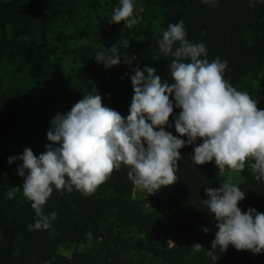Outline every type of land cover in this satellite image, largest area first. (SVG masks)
<instances>
[{
    "label": "trees",
    "instance_id": "trees-1",
    "mask_svg": "<svg viewBox=\"0 0 264 264\" xmlns=\"http://www.w3.org/2000/svg\"><path fill=\"white\" fill-rule=\"evenodd\" d=\"M75 1L50 0V5L45 0L39 4L36 0H0V73L1 63L14 56L9 41L22 34L20 31L13 37L8 36L7 24L22 25L30 34L35 31L32 27L36 26L38 42H43L50 31L49 23L53 16L62 13ZM159 2L163 8L164 23L157 32L125 53L129 63L124 60L114 70L112 87L101 95L105 106L118 111L125 118L129 115L134 95L131 76L136 67L143 69L149 65L156 70L155 74L161 77L162 83L174 82L169 68L172 57H164L158 41L169 24L179 21L184 23L189 42L205 45L207 55L202 58L209 62L216 58L227 61L224 78L233 87L261 70L264 63V0H209L208 4L202 0ZM102 28L98 30L99 38L110 42L106 30ZM100 48L97 44H89L73 53L72 65L76 70L61 85L70 96L71 106L81 100L79 94H95L90 87V79L95 73L92 64L105 70L104 65L94 59ZM33 51H39L38 47ZM53 77L55 85L62 80L60 72ZM73 78L79 82L70 84ZM251 98L257 101L258 109L264 110V95ZM170 99L173 97L170 96ZM180 111L174 107L169 123ZM20 113V100L16 101L10 95L6 85L0 86V138L3 131H12L18 125ZM37 118L45 136L41 154L46 150L45 145L50 143L47 140L50 127L49 119L42 114L40 107ZM197 142L200 144L202 140L198 139ZM179 151L178 180L158 193L149 212H145L141 203L132 197L133 183L127 175L129 169L121 165L89 196L75 189L70 193L53 191L44 206L45 214L52 212L57 201L65 202L70 211L69 220L65 227L53 220L46 230L29 229V225H34L36 220L31 202L22 194L12 200L7 199L11 182L0 176V264H128L125 261V252L129 247L127 240H123L115 230L120 226L135 230L147 242L154 238L169 239L172 242L169 249L151 250L165 264H186V257L192 253L203 254V264H264V252L253 254L238 251L232 245L223 253L219 248L214 251L219 258L217 261L208 255L218 229L203 200L209 198L205 194L206 188H219L221 174L214 161L197 165L192 159L194 149L183 147ZM240 177L241 182L237 186L245 192V198L238 207L242 212H247L251 207L264 213V179H257V174L251 169H244ZM205 227L210 229L207 234L202 230ZM53 229L58 233L54 240L49 235ZM67 242L77 245L100 243V258L93 260L83 252H75L71 256L59 254L58 245ZM196 243L202 246L199 252L192 249Z\"/></svg>",
    "mask_w": 264,
    "mask_h": 264
},
{
    "label": "clouds",
    "instance_id": "clouds-1",
    "mask_svg": "<svg viewBox=\"0 0 264 264\" xmlns=\"http://www.w3.org/2000/svg\"><path fill=\"white\" fill-rule=\"evenodd\" d=\"M202 2L208 4L209 0ZM133 13L132 0H121L108 23L124 22L131 28L138 23ZM186 36L184 23L179 21L169 24L158 41L164 57H172L169 68L173 83H162L149 65L134 68V95L126 118L105 106L100 94L83 95L69 112L57 113L51 120L47 132L50 143L43 153L37 156L25 148L22 155L8 159L9 164L22 161L17 172L24 183L8 191L6 198L12 200L22 189L36 214L29 229L46 230L56 219L55 212H44L54 188L69 193L75 189L89 196L121 165L129 169L132 183L149 194L174 185L179 150L188 145H196L192 159L197 165L214 161L223 174L225 169L242 172L252 160L251 171L257 179H264V110L258 109L249 93L238 91L224 78L226 60L202 58L207 55L205 45L193 44ZM122 45L128 48L129 41H122ZM121 57L114 44L103 47L94 59L111 68L121 63ZM125 63L129 61L125 59ZM174 107L181 110L174 118L179 136L165 130L171 126ZM185 136L187 140L180 138ZM198 139L202 143L197 145ZM205 194L209 198L203 203L218 229L208 252L214 261L219 259L214 251L219 248L223 253L229 245L238 251L264 252V213L251 207L241 211L238 204L245 192L231 176L219 188H206ZM202 230L205 234L210 231L206 227ZM201 248L199 243L192 246L194 252Z\"/></svg>",
    "mask_w": 264,
    "mask_h": 264
},
{
    "label": "rangeland",
    "instance_id": "rangeland-1",
    "mask_svg": "<svg viewBox=\"0 0 264 264\" xmlns=\"http://www.w3.org/2000/svg\"><path fill=\"white\" fill-rule=\"evenodd\" d=\"M10 1V0H7ZM21 1V0H17ZM38 4L41 0H36ZM48 1L50 5L52 2ZM134 4L133 17L138 23L131 28L125 27L124 22L119 24L108 23L113 15L114 9L119 7L121 0H76L60 14L54 15L49 23L50 31L46 40L38 42V27L31 34L24 30L22 25L10 22L7 24L8 36L13 37L9 41L12 54L11 60L1 63L0 86L6 85L10 95L15 100H20V121L18 125L9 132L3 131L0 138V176L11 182V188L22 186L24 178L18 175L17 169L22 161L16 160L12 164L8 159L13 156L22 155L25 148H31L35 155L39 156L44 144L45 136L40 130L37 118V109L42 108V114L51 120L57 113L66 114L72 108L70 96L63 90L61 85L68 81L76 68L72 65L73 53L79 47L89 44H97L103 50L111 48L114 44L121 54V63H124L125 53L129 48H135L136 44L158 31L164 23L163 8L159 0H132ZM106 30L110 42L99 38L98 30ZM249 39V36L248 38ZM128 40V48H124L122 41ZM103 46V47H102ZM37 52L33 49L37 48ZM31 53V54H30ZM112 66L101 70L95 66L94 75L90 79V87L95 94L102 95L108 88L112 87L114 70L121 65ZM60 72L62 80L54 84V77ZM75 78L69 83H78ZM69 85V84H68ZM238 91L247 92L252 96L264 95V63L261 70L243 79L236 87ZM80 99L83 94H79ZM166 130L174 136H179L175 131L174 121L170 122ZM187 140V137H180ZM198 145V142H197ZM196 145H188L186 148L193 150ZM253 161L246 163L245 169H251ZM241 172L225 169L221 174V183L228 176L232 177L233 183L241 182ZM27 175V173H25ZM164 188V187H163ZM158 192L149 194L146 190L132 184V197L138 200L145 212L154 207ZM55 191V188L54 190ZM22 194V189L16 196ZM23 195V194H22ZM15 196V197H16ZM57 214L55 222L65 227L69 220V207L65 202L57 201L52 210ZM51 212V213H52ZM123 240H127L128 248L125 252V261L128 264H165L152 253L153 249H169L172 242L166 238H154L147 242L135 230L125 227H115ZM50 237L54 240L58 237L56 230H51ZM100 243L90 245H77L74 243H60L57 252L64 256H71L75 252L88 254L93 260H98L101 255ZM203 254L192 253L186 257V264H203ZM264 258V257H263ZM245 264H254L252 262Z\"/></svg>",
    "mask_w": 264,
    "mask_h": 264
}]
</instances>
